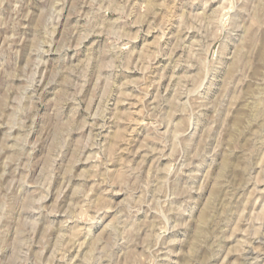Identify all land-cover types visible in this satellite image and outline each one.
<instances>
[{"label": "rangeland", "instance_id": "rangeland-1", "mask_svg": "<svg viewBox=\"0 0 264 264\" xmlns=\"http://www.w3.org/2000/svg\"><path fill=\"white\" fill-rule=\"evenodd\" d=\"M0 264H264V0H0Z\"/></svg>", "mask_w": 264, "mask_h": 264}]
</instances>
